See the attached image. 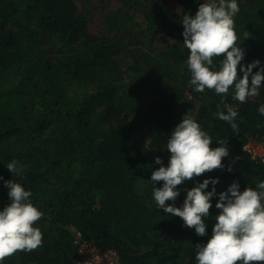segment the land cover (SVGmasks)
<instances>
[{
    "label": "trees",
    "instance_id": "1",
    "mask_svg": "<svg viewBox=\"0 0 264 264\" xmlns=\"http://www.w3.org/2000/svg\"><path fill=\"white\" fill-rule=\"evenodd\" d=\"M120 1L130 5L127 21L115 11L99 38L89 32L74 0H0V210L10 203L5 181L13 180L31 190L32 203L43 212L34 225L43 234L41 245L17 251L4 264H76L75 232L100 251H115L119 264H197L195 245L211 236L218 196L201 237L156 207L150 180L160 167L156 157L168 164L170 119L181 121L179 107L190 111L184 106L187 94L194 118L212 137L209 147L226 140L229 156L222 158L224 169L178 185L180 195L166 205L180 207L187 190L208 177L218 178L217 193L233 181L241 191L264 181V163L243 151L250 140L264 143V116L257 112L264 87L244 103L233 99L230 87L222 103L214 90L197 92L190 85L181 20L206 0H175L179 11L145 12L146 22L135 24L136 30L131 24L140 0ZM239 7L234 28L245 52L241 63L264 64V0H239ZM160 31L170 43L156 52ZM118 57L132 64L123 67ZM222 58L213 57L212 70H219ZM237 71L241 75L239 65ZM159 79L165 86H154ZM148 94L155 125L135 138L134 118ZM217 105L237 110L238 132L217 118ZM13 159L23 165L22 176L6 168Z\"/></svg>",
    "mask_w": 264,
    "mask_h": 264
},
{
    "label": "clouds",
    "instance_id": "2",
    "mask_svg": "<svg viewBox=\"0 0 264 264\" xmlns=\"http://www.w3.org/2000/svg\"><path fill=\"white\" fill-rule=\"evenodd\" d=\"M239 11V0H206L199 3L194 16L186 13L181 20L183 45L189 50L184 64L190 73V85L197 92L214 90L221 95L222 103L223 94H227L230 87L234 86L233 99L240 103L258 96L264 87V64L259 60L247 66L241 63L245 52L237 44L234 28V17ZM221 55L219 70H212L213 57ZM238 65L241 75H238ZM254 68H257L255 73ZM224 107L226 111L217 105V118L228 122L233 131L238 132L237 110L230 105ZM257 112L264 116V104L258 106ZM212 142V137L202 130L191 111L182 116L168 136L167 166L160 157L154 161L160 165L150 177L156 207L181 218L185 227L194 228L198 236L204 237L212 200L218 196L215 208L219 212L211 236L206 243L195 245L197 264H264V181L243 191L239 182L233 181L225 191L217 193L218 178L208 177L187 190L180 207L165 203L175 202L180 195L178 185L205 172L224 169L222 158L229 156L226 140L218 141L219 146L215 148L209 147ZM6 168L22 176L23 165L16 159L8 162ZM158 181L162 184L156 187ZM209 185L211 190H207ZM5 186L10 203L0 210V264L17 251L37 249L43 235L39 227L34 226L43 212L32 203L31 190L13 180L5 181Z\"/></svg>",
    "mask_w": 264,
    "mask_h": 264
},
{
    "label": "rangeland",
    "instance_id": "3",
    "mask_svg": "<svg viewBox=\"0 0 264 264\" xmlns=\"http://www.w3.org/2000/svg\"><path fill=\"white\" fill-rule=\"evenodd\" d=\"M79 14L86 17L88 20V28L89 32L99 38H102L106 33L105 26L108 24L107 17L111 14H113L115 11L120 10L121 14L126 17L123 18V20L127 21L128 18V10L130 5H126L124 7V1L120 0H74ZM160 8H165L170 11H179L180 7L177 5L175 0H140V3L137 8L134 9V19L133 23L131 24L132 30H136L137 27L135 24L146 22V17L143 13L147 12L148 15H156L157 11ZM122 9V10H121ZM134 32V31H132ZM111 37V36H109ZM170 43V40L167 38L166 35L162 31H160L158 35V39L156 42V52L161 51L167 44ZM118 60L120 61V64L123 67H126L128 65L132 64L131 58H120L118 57ZM184 66L178 67V71H183ZM165 86V82L161 79L157 80V84L155 83L154 86ZM141 90H139L140 92ZM148 95H145L144 97L140 98V104L138 105V113L135 115V124L132 126V135L135 138L146 136L150 130L155 125L154 116H148V108L150 107L152 98ZM186 103L184 106L189 107L190 111L192 112V115L195 111V105L192 103V100L190 96L186 95ZM177 108V107H175ZM189 111V112H190ZM178 115L183 116L186 111L182 110L181 107L177 108ZM100 116H103V112L100 113ZM180 121H177L176 119H170V130L171 133L172 129L176 124H178ZM167 123V120L162 121L163 126ZM174 125V126H173Z\"/></svg>",
    "mask_w": 264,
    "mask_h": 264
},
{
    "label": "built area",
    "instance_id": "4",
    "mask_svg": "<svg viewBox=\"0 0 264 264\" xmlns=\"http://www.w3.org/2000/svg\"><path fill=\"white\" fill-rule=\"evenodd\" d=\"M243 151L252 161L264 163V143L250 140L243 146ZM74 238V244L78 248L76 264H119V258L115 251H100L93 244L82 241L77 232H75Z\"/></svg>",
    "mask_w": 264,
    "mask_h": 264
}]
</instances>
